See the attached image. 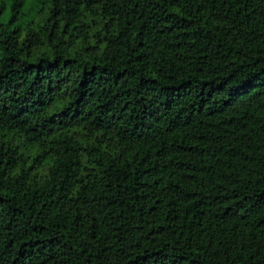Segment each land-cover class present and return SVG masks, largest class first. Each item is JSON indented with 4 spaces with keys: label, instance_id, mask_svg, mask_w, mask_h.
I'll return each mask as SVG.
<instances>
[{
    "label": "trees",
    "instance_id": "trees-1",
    "mask_svg": "<svg viewBox=\"0 0 264 264\" xmlns=\"http://www.w3.org/2000/svg\"><path fill=\"white\" fill-rule=\"evenodd\" d=\"M0 264H264V0H0Z\"/></svg>",
    "mask_w": 264,
    "mask_h": 264
}]
</instances>
